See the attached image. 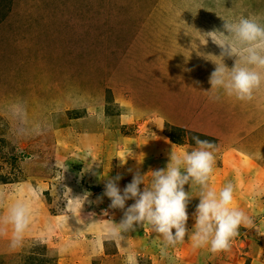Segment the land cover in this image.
<instances>
[{
  "label": "rangeland",
  "instance_id": "rangeland-1",
  "mask_svg": "<svg viewBox=\"0 0 264 264\" xmlns=\"http://www.w3.org/2000/svg\"><path fill=\"white\" fill-rule=\"evenodd\" d=\"M134 1L135 8L120 6L118 11L99 15L89 12L87 18L74 19L71 25L70 0H0V217L5 216L8 207L16 201L12 197L9 202L6 190L8 185L12 195L15 189L22 187V183L44 187L42 194L53 197H41L37 194L38 190L35 197L41 199V204L46 206L49 213L54 201L65 200V188L53 184V177L60 179L64 185H74L75 191H90L95 194L96 200L100 201L99 197H104L105 184L101 186L100 179L103 172L100 160L102 157L86 150L77 151V141L71 138L72 124L67 121L68 118L75 119V114L81 117L91 112L94 107L96 110H106V114L111 117L109 128L119 130L111 137L112 149L116 147V134L131 133V136H135L136 130L151 131L155 119L159 121L163 137L168 138L170 135L173 143L188 144L195 148L192 137L199 135L193 131L168 127L167 123L164 124L166 114L163 113L174 97L193 101L198 110L197 116L201 111L199 108L204 102L202 97L198 99L201 86H211L209 77L216 67L211 60L219 61L221 53L217 51L221 48L214 46L210 38L206 43L205 37L201 36L214 29L223 30L224 21L221 17L231 19L242 14H264V0H144L148 10L138 21L135 14L141 0ZM40 12L44 15L48 30L53 31L62 25L60 34H55V38H45L42 44L33 40L26 41L21 37L18 27L27 14L32 19H37ZM55 16L61 17V23L57 26H54ZM23 27L21 24L20 30ZM99 35H102V40L98 38ZM135 42L138 47L132 52L131 47ZM39 45L44 48L42 53L32 52ZM95 61L102 65L97 66ZM78 63L84 64L86 68L82 70L85 74L79 75L84 79V84L74 79L73 76L76 75L72 74L73 69L70 71V67ZM224 63L231 67V63ZM190 68L193 70L192 74ZM108 80L115 81L111 85L106 83ZM86 85L100 94L98 98L95 96V101L92 99L93 106L86 105L89 101L83 97L82 90ZM79 99L83 102L82 106L69 113L67 110L74 107ZM248 103L249 107L240 109L225 107L221 101L208 99V107L205 108L207 111L203 112L206 117L202 119V124H198L199 117L190 124L193 127L196 125L202 133L213 135H216L217 126L218 131L226 134L231 127L242 125L243 130L236 147L252 154L264 155L262 147L253 144L264 142V134L260 140L251 138L250 133L256 125L245 123L248 117L253 122V112L261 113V110L255 99ZM190 107L192 106L175 107L174 111L178 110L182 115L189 116ZM25 108H29L33 120L29 134L16 130L17 126L26 123V116L21 113L22 110L26 111ZM157 108L159 111L155 113ZM17 109L20 111L17 112ZM116 117L120 118L119 121ZM50 118H63L60 133H65L64 135L55 136V129L52 136L42 135L46 133L45 126L50 125ZM101 123L103 124L102 121ZM121 123L127 124L120 125ZM77 133L81 134V131ZM90 134L101 140V147L104 145L105 138L99 137L102 134L97 128ZM116 139L119 140V135ZM130 148L128 164H139V158L135 157V152ZM148 151L143 152L141 159L152 157H148ZM130 167L129 165V169ZM153 167L155 170V164ZM132 171L137 172L135 168ZM119 172L126 174L120 170ZM239 172L242 171L236 170V176ZM114 173L113 171L111 175V172H105V177H113ZM140 174L145 175V184L150 185L151 171L146 168ZM132 178L133 175L127 178L129 183ZM240 178L242 179L241 176ZM244 181L249 182L246 179ZM91 184H95L94 187ZM122 184L123 182H119L118 186ZM143 187L142 184L141 189ZM27 189L29 190L24 191L21 198L28 199L35 208L36 199H31L30 195L33 194L29 187ZM254 189L253 200L240 198L234 201L239 209L250 216L254 227L241 226L239 235L232 241L228 252L212 253L207 248L212 259L223 257L225 261L227 255H233L239 258L238 264H251L253 254L264 256V201L257 194L264 193V187L259 188L255 183ZM131 202L134 200L126 201V204ZM103 203L111 202L105 199ZM96 212L100 219L97 210ZM40 226L42 227L40 223H36L34 227L37 234ZM189 227L193 228L194 224H189ZM142 229L140 228L142 233H149L146 224ZM132 234L131 232L130 235ZM11 235L12 230L9 234L0 235V264H66L59 260L65 252L55 255L48 248L50 238L42 239L27 233L22 245L12 248L9 238ZM139 257L143 263L147 261V264H153L149 254H141ZM232 261L235 262L233 259ZM89 264L105 262L101 257H92Z\"/></svg>",
  "mask_w": 264,
  "mask_h": 264
},
{
  "label": "crops",
  "instance_id": "crops-1",
  "mask_svg": "<svg viewBox=\"0 0 264 264\" xmlns=\"http://www.w3.org/2000/svg\"><path fill=\"white\" fill-rule=\"evenodd\" d=\"M70 2H72V8H74L73 4L75 3V9H77L81 13L82 17H88L89 12H91V14L99 15L103 12L111 13L114 10L118 11L120 6H131L132 8H135L134 0H70ZM57 27L53 31L58 35L60 34V31L56 30ZM42 30L44 33L51 31L45 27L44 21L42 23ZM53 31L46 35H37L31 40L41 42L42 44L45 38H53ZM201 37L205 36L202 35ZM213 45L218 46L215 43H213ZM134 46L135 48L132 49V47ZM132 47L131 51L133 52L137 49L138 43L135 42ZM43 50L44 48L40 47L39 45L35 49H32V52L34 51L35 53H42ZM217 51L221 52V49ZM234 60V57H224V62L231 63V67L234 64ZM189 71L191 74L193 73V70L191 68ZM210 88L211 86L209 85L205 87L201 86V94L199 95L198 99L202 97L204 102L202 103V107L199 108V110L201 111L198 116V110L194 106L193 101H184L174 97L169 104V108L167 109V111L163 113L167 114V117L165 116L163 120L164 124L167 123L168 127L171 126L174 130L177 129L181 131H193L200 137L213 141V143L217 145L218 150L216 154H218V156L216 157L215 154L214 169L209 182L210 187H213L217 191H219L224 185H226L228 182H231L235 188L232 204L235 205V208H238V205L234 203L235 200H238L240 198L247 200L254 199L252 198V194L255 190V183L258 184L259 188L264 187V155L252 154L249 151L236 147L239 135L243 130L242 125L240 127H231L226 134L218 131L217 126L215 130V134L217 135L216 136L213 134L202 133L200 129L196 127V125L193 127L190 124L192 123V121H195L197 117H199L200 120L198 124H202V119L206 117L205 115H203V112L207 111L205 110V108L208 107V99L212 100L209 98L208 90H210ZM223 96L224 94L221 93V99L219 101L223 99ZM254 99L261 110V114L264 115V88H262L255 94ZM75 103L76 104L74 107H71L67 110L69 111V113L78 110V108L82 106L81 99H79ZM183 106H192L190 107L192 113L191 111H189V116L182 115L181 111H174L175 107L182 108ZM25 110L28 111V108H25ZM73 117L75 119H67V121L72 124L73 133L71 134V138H74L80 143L79 136H81V134L77 133L81 131L80 125L88 133L89 131L90 133L93 132L95 128H97L98 131L102 134V136L99 137L105 138V140L102 139L104 145L101 147L100 143L96 151L93 152L94 154L97 153L102 157L100 159L102 164L101 169L103 171L101 173L102 178H100L102 180L101 186L106 183V178H109L105 177V172H111L112 175L114 171L115 173L113 177H115L119 175L118 172L120 170L126 173L125 175H123L119 172V176H121V179L118 181V183L123 182V184L119 186L121 190H123L126 184L129 183L127 178H129L131 175L140 173L146 168H148V171H152L154 170L153 164H155V170L165 168L167 163L169 162L170 153L172 152V150L180 153L193 149L188 146V144L177 145L176 143H173V141H171L170 139V135H168V138L163 137L164 133L162 129L160 130V124L157 119L154 120L155 122H152L154 124V127H151V131L147 132L145 130H136L135 136H131V133L116 134L114 138L116 147L112 149L113 144L111 137L113 133H118L119 130L113 131L111 128H109L111 117L106 114V110L104 112L103 110L98 109L97 112L91 111L81 117H77V115L75 114ZM119 117H116L118 121L120 119ZM251 117L253 121L252 124L256 125V128L253 129V132L250 133L252 134L251 138L260 140L261 136L264 134V117L259 118L256 111L253 112ZM52 119H55L57 123L59 122V119H61V121L59 122V130L62 131L61 126L64 123V120H62L63 118ZM97 119L103 122V124L100 122L99 128L93 123V121ZM126 124L121 123L120 125ZM60 134L64 135L65 133ZM42 135L44 137L47 136L46 133ZM51 135L52 132L50 130V136ZM118 135L119 140L116 139V136ZM253 144L262 147V149L264 150V142H253ZM130 147H132V150L135 152V157L139 158V164H128L127 158L130 155ZM146 150H149L148 153H150L148 157H152H149L150 159L146 160L141 159L143 152H145ZM77 151L80 152V149L78 148ZM219 157L220 160H218ZM119 159L123 162H119ZM110 160L113 161L110 162ZM129 165L131 166L130 169ZM134 168L137 170L136 173L135 171H132L134 170ZM236 170L242 172H239V175L236 176ZM93 171L94 169L92 168V173ZM240 176L243 180L240 178ZM245 179L246 181L249 180V182H245ZM52 183L63 186L65 188V190L63 191L65 200H61L60 202L54 201L51 204L52 210L50 211V213L47 212V208L45 205H43V203L36 207V201H34L35 208L33 209L35 210L33 212L30 226L26 230V232L30 233L34 231L36 223H40L42 227L40 226L39 234H33V236H38L42 239L50 238L51 242H47L48 248L54 251L55 255L65 252V255L60 257L59 260L65 261L66 264H89L92 257H101L105 264H147L146 259L144 260L146 261V263L142 262L143 260L139 257L141 254H149V258H151L153 264H215V262L216 264H238L240 261L238 257L233 255L231 257L227 255L225 261L223 257L212 259L210 254L207 252L206 247L194 248L192 245V240L188 238L187 235L182 243H178L173 247H169L167 249V255L162 256L160 249L162 246L163 237L153 232L150 226H148L147 224L146 226L149 227L148 234L142 233L140 231V228L141 230H143V226L138 227L136 231H133L132 235H130L131 232H127L122 233L120 238H110L105 231L106 226L114 224L115 222L119 223L123 217V210L113 209V216L110 220L98 219L96 210L99 211L101 208L108 207L110 205L103 203L105 199L110 200L108 197L100 196L99 198L101 200H96L95 194H92L90 191H75L74 185H64L60 182V179L56 180L55 177H53ZM21 185L22 187L15 189L13 195L11 193V187L8 185L6 190L9 202L12 197L16 199L18 197H22L23 192L29 190L27 189L28 187L31 189L32 194L34 191L36 193V190H38V195L41 197L45 196L47 197V199H51L53 197L48 196L46 193L42 194V192H44V187H34L31 183H22ZM94 185L95 184H91V187H94ZM185 190L189 191V194L193 196L187 209L189 213V221L187 227L189 231H191L192 227H189V224L192 226L193 224H195L193 213L195 212L196 205L199 203V188L198 186L190 187V185L186 184ZM55 191L58 192V190L56 189ZM85 193H91V195L88 196L83 205L82 202H78L74 199L76 197L84 196ZM242 194H246V196H243ZM257 194L261 195L260 197H262L264 201V193ZM132 203L134 202L126 204V207L128 205H131ZM7 227L8 230L11 228L10 225ZM174 231L175 230L173 229V232ZM10 237H12V235ZM129 257H132L133 260L130 261ZM232 259L235 262H233ZM250 263L264 264V256L261 257L253 254L252 259H250Z\"/></svg>",
  "mask_w": 264,
  "mask_h": 264
},
{
  "label": "clouds",
  "instance_id": "clouds-1",
  "mask_svg": "<svg viewBox=\"0 0 264 264\" xmlns=\"http://www.w3.org/2000/svg\"><path fill=\"white\" fill-rule=\"evenodd\" d=\"M221 18L223 30L203 33L206 43L210 37L221 48L219 61L205 56L216 65L209 77V98L219 101L222 93L239 101H252L255 94L264 88V14ZM225 56L235 58L231 68L224 63ZM23 131L21 129V133ZM192 139L195 148L180 153L172 150L166 167L151 171L150 185L145 184V175L140 173L134 174L123 190L118 186L121 176L107 178L103 195L111 200L110 208L123 210L119 223L106 226L105 231L110 238H120L122 233L136 231L147 224L163 237L162 256L167 255L169 247L182 243L186 235L194 248L206 247L212 253H219L231 250L232 241L239 235L241 226L254 227L244 210L231 207L235 191L231 182L219 191L210 187L217 145L199 136ZM186 184L199 188V203L193 213L195 224L191 231L187 227V209L193 196L185 190ZM89 195L85 193L74 199L83 205ZM128 200H134V203L126 207ZM33 212L31 202L21 198L8 207L5 216L0 217V235L6 234L7 226L12 227V248L22 245ZM129 259L133 260L132 257Z\"/></svg>",
  "mask_w": 264,
  "mask_h": 264
},
{
  "label": "bare ground",
  "instance_id": "bare-ground-1",
  "mask_svg": "<svg viewBox=\"0 0 264 264\" xmlns=\"http://www.w3.org/2000/svg\"><path fill=\"white\" fill-rule=\"evenodd\" d=\"M73 5H74V8H71L70 11H69V14H70L71 19H72V21L70 22L71 25L73 24L74 19H78L79 17L82 18V19L87 18V17H82L81 13L77 9H75V3ZM147 10H148V8H147V5H146V2L144 0H141L140 1V4H139V7L137 9V13L135 14L136 15L135 16V19L139 21L140 18H143V16L146 15ZM43 21H44V15L42 14V12H40L39 18H37V19H32L31 18V15L27 14V17L24 18L23 21L21 22V24L24 25L23 30H20V25L21 24L18 27V31H19L21 37L22 38H25L26 41H29L32 38L36 37L37 35H46V34L51 33L52 31L45 32V33L43 32V30H42V23H43ZM60 23H61V17L60 16H55V18H54V26H57ZM60 29H62V25L61 26H58L56 30L61 31ZM55 36H56L55 35V32L53 31V38H55ZM98 38L100 40H102L103 37H102V35H99ZM95 63H96L97 66H101L102 65L101 62L98 63V62L95 61ZM94 67H95V65L93 64V68ZM72 69H73L72 74L73 75H76V76H73L74 79L78 83L84 84L85 83L84 79L81 78V77H79V75H84L85 74L82 71V70H85L86 69V68H84V64H82V63H78L77 65L74 64L73 67H70V71ZM114 81L115 80H108V81H106V83H109V84L112 85V83ZM82 91H83L82 92L83 93V97L84 96L86 97L84 99H87L89 101L88 103L86 102V105L92 104L91 106H93L94 103H93L92 99L95 101V96L98 98V95H100L99 92L98 91H95V89L93 90V87H91L90 85H86L83 88ZM221 102H222V105L223 106L230 107V108L245 109V107H249V103L248 102L239 101V100L235 99L234 97H228L226 95L223 96V99L221 100ZM96 109L97 108L94 107V109H91V111L92 112H97ZM158 111H159V108H157V110L155 111V113H158ZM29 112H30L29 111V108H28V111H24V110L21 111L22 115L23 116H26V118L24 119L26 121V123H24L23 125L17 126L16 127V130L17 131H21V129H23L24 130L23 133H25V134L31 133V131H32V123L31 122L33 120L31 118ZM191 113H192V111H191ZM256 113H257V116L259 118H263L264 117L263 114L258 113V112H256ZM172 115H174V114H172ZM60 121H61V119H59V122ZM59 122L57 123V121L55 119L50 118V125H46L45 126V130H46V134H47L46 137H49L50 136V130H51L52 135H53L54 129H55V134L54 135L57 136V137L60 136V130H59L60 129V126H59ZM100 122L101 121L99 119L93 121V123L98 128L100 127ZM245 123H247L248 125H252V122L249 119V117L245 121ZM80 127H81V136H79L80 137V143L78 141L75 142V143H77L78 148L81 149L82 151L86 150V151L91 152V153L95 152L96 149L98 148L99 144L101 143V140L99 138H97V137H92L91 134L88 133V132H86L81 125H80ZM262 140H263V138H262ZM29 186H31V185H29ZM18 192H20V191H18ZM30 197H31L32 200L36 199L35 200L36 201V207H38L39 205H41V202H40V200L37 197H35L33 195H30ZM18 198H21V197H18ZM232 207L235 208V205L232 204ZM11 230H12V227L9 230H8V227H7L6 234L9 233V232H11ZM26 234H27V232L24 233V236ZM30 234H37V233L35 231H32V232H30Z\"/></svg>",
  "mask_w": 264,
  "mask_h": 264
},
{
  "label": "built area",
  "instance_id": "built-area-1",
  "mask_svg": "<svg viewBox=\"0 0 264 264\" xmlns=\"http://www.w3.org/2000/svg\"><path fill=\"white\" fill-rule=\"evenodd\" d=\"M98 214L101 220H110L112 219L113 210L108 207H103L98 211Z\"/></svg>",
  "mask_w": 264,
  "mask_h": 264
}]
</instances>
